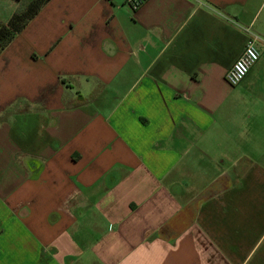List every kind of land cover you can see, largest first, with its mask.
I'll list each match as a JSON object with an SVG mask.
<instances>
[{
    "label": "crops",
    "instance_id": "1",
    "mask_svg": "<svg viewBox=\"0 0 264 264\" xmlns=\"http://www.w3.org/2000/svg\"><path fill=\"white\" fill-rule=\"evenodd\" d=\"M0 264H264V0H49L0 53Z\"/></svg>",
    "mask_w": 264,
    "mask_h": 264
},
{
    "label": "built area",
    "instance_id": "2",
    "mask_svg": "<svg viewBox=\"0 0 264 264\" xmlns=\"http://www.w3.org/2000/svg\"><path fill=\"white\" fill-rule=\"evenodd\" d=\"M147 0H126L127 7L132 11H137ZM260 54L252 41H248L244 46L239 58L232 64L226 72L224 79L226 84L237 87L247 76L250 69L258 62Z\"/></svg>",
    "mask_w": 264,
    "mask_h": 264
},
{
    "label": "trees",
    "instance_id": "3",
    "mask_svg": "<svg viewBox=\"0 0 264 264\" xmlns=\"http://www.w3.org/2000/svg\"><path fill=\"white\" fill-rule=\"evenodd\" d=\"M12 1L20 3L22 0ZM48 1L30 0L20 12L13 14L6 23L0 22V53Z\"/></svg>",
    "mask_w": 264,
    "mask_h": 264
},
{
    "label": "rangeland",
    "instance_id": "4",
    "mask_svg": "<svg viewBox=\"0 0 264 264\" xmlns=\"http://www.w3.org/2000/svg\"><path fill=\"white\" fill-rule=\"evenodd\" d=\"M30 0H22L20 3H15L12 0H0V22L6 23L7 19L9 18L10 13L12 11H20V5L28 4ZM18 13V12H17Z\"/></svg>",
    "mask_w": 264,
    "mask_h": 264
}]
</instances>
